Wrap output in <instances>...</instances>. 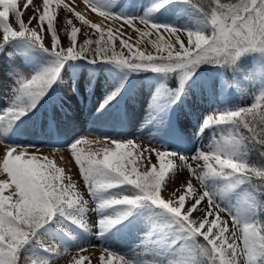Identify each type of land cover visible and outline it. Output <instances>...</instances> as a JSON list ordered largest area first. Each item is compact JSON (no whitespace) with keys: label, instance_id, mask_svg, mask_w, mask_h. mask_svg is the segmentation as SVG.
<instances>
[{"label":"snow or ice","instance_id":"obj_1","mask_svg":"<svg viewBox=\"0 0 264 264\" xmlns=\"http://www.w3.org/2000/svg\"><path fill=\"white\" fill-rule=\"evenodd\" d=\"M60 2L23 0L21 7L20 0H0V51L11 46L25 55L45 54L27 72L11 74L8 104L0 108V264H52L53 245L39 247L45 238L55 241L63 234L77 240L69 227L74 225L100 240L117 226L126 227L130 218L142 229L141 251L118 253L100 244L97 264H264V0L196 5L151 0L135 14L125 11L122 0H83L100 23L77 11L73 0L63 4L72 17L63 18L70 27L67 44L54 27L63 20L51 5ZM173 6L190 10L196 23L154 21L155 13ZM78 33L85 37L82 42ZM251 52L260 54L258 60L251 68L242 66L241 58ZM70 61L159 74L146 123L181 98L186 82L203 64L223 69V86L258 82L260 94L248 106L218 107L205 114L197 135L210 130L213 138L191 154L124 136L56 144L70 151L79 171L77 183L53 159L30 151L38 145L7 142L15 122L63 83ZM172 78L176 87L167 83ZM124 84L121 80L99 108L114 101ZM93 143L103 147H81ZM184 170L187 177L178 181ZM170 183L176 186L165 197ZM38 252L45 255L37 257ZM69 264H91V256L72 257Z\"/></svg>","mask_w":264,"mask_h":264},{"label":"rangeland","instance_id":"obj_2","mask_svg":"<svg viewBox=\"0 0 264 264\" xmlns=\"http://www.w3.org/2000/svg\"><path fill=\"white\" fill-rule=\"evenodd\" d=\"M43 0H35L42 5ZM21 7L23 0H20ZM73 0H61L60 4L53 3L51 9L54 15H59L63 22L56 24L58 37L67 44V31L70 27L65 17L72 18L63 11V4H72ZM126 5L125 11L132 13L142 12L151 0H122ZM193 5L206 4V0H190ZM76 10L85 14L93 23H100L101 18L90 11L85 10L83 0H74ZM32 15L29 11L24 19ZM153 19L157 23H175L177 25L195 24L198 17L190 16V10L178 11V6L161 9L155 13ZM76 27L80 22L73 18ZM108 22L104 23L107 27ZM91 31V30H90ZM85 37L78 33V41ZM96 36H93L95 39ZM46 43H50V36ZM118 44V41H116ZM119 50V49H118ZM125 51H127L125 49ZM259 53L245 54L240 63L244 67L251 68L259 58ZM45 54L33 51L29 54L15 52L11 46L0 51V108L8 104V88L12 83L11 74L16 70L27 72L30 67L43 62ZM126 77V79H125ZM225 74L223 69L209 64L199 66L193 76L186 82L181 98L167 110L156 116V119L146 123L150 109L152 93L161 83L162 77L150 71L127 72L111 64L89 65L83 61H70L65 65L63 83L53 86L48 96L29 112L26 116L17 120L8 136L7 142L14 144L38 145L35 151L39 156H48L65 173L80 183L78 167L70 151L63 146L71 143L76 138H86L95 141L103 136L119 138L136 137L143 144L163 145L166 148L191 154L200 145H207L213 138L210 130H205L202 135H197L200 122L205 114H210L218 107L235 108L248 106L255 101L260 94L258 82L242 83L237 86H223ZM125 81L120 95L106 105L103 109L99 106L105 96ZM170 87H176L175 78L167 81ZM202 100L203 102H199ZM99 109V110H98ZM97 129V131H96ZM99 130V131H98ZM193 131L190 137L188 133ZM87 151L89 148L95 151L103 145H82ZM187 177V171L176 179ZM174 184H169L168 190L163 192L168 197ZM7 194V191H6ZM71 231L78 236L77 240H71L63 234H58L53 241L51 237L45 238L39 247L53 245L56 256L52 258V264H69L72 257L79 255L91 256V264H97L100 254V244L110 247L118 253L139 252L137 248L142 229L136 219L130 218L126 227L117 226L103 239H96L76 228L69 226ZM94 245V247H93ZM86 247L87 251L78 252V248ZM28 255V254H26ZM37 257L45 255L43 252L35 254ZM30 264V260H29Z\"/></svg>","mask_w":264,"mask_h":264},{"label":"bare ground","instance_id":"obj_3","mask_svg":"<svg viewBox=\"0 0 264 264\" xmlns=\"http://www.w3.org/2000/svg\"><path fill=\"white\" fill-rule=\"evenodd\" d=\"M199 102L201 103V102H203L202 100H199ZM96 131H97V129H96ZM99 131V130H98ZM194 133H193V131L192 130H190V132L188 133V135L191 137L192 135H193ZM197 215H199V213H197Z\"/></svg>","mask_w":264,"mask_h":264}]
</instances>
